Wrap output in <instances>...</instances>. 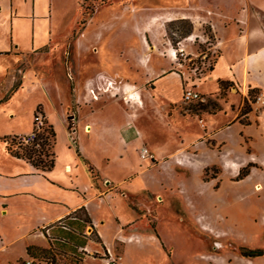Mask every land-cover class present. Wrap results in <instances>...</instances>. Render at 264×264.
<instances>
[{"label":"crops","instance_id":"0c3cea01","mask_svg":"<svg viewBox=\"0 0 264 264\" xmlns=\"http://www.w3.org/2000/svg\"><path fill=\"white\" fill-rule=\"evenodd\" d=\"M231 3L234 9L226 10L222 0H200L180 16L201 27L210 25L217 39L218 57L204 77L208 82L201 87L202 92L199 90L203 96L213 92L217 96L219 84L231 81L264 90V2ZM59 15L56 0H0V264L29 261L28 246L49 247L42 230L81 208H86L111 258L120 253L122 264H210L195 256L200 251L204 254L205 248L202 238L194 237L185 220L171 224L157 218L151 228L148 214L162 207V202L156 201L158 196L176 199L170 197L172 191L166 184L171 182L170 177L178 176L181 167V155L174 150L179 137L184 139V145H193L206 135L213 134L224 142L226 135L236 139L246 132L255 133L264 142V115L259 128L241 123L237 117L245 101L242 96L235 100L238 105L236 111L231 109L233 114L225 110L222 116L204 120L205 126H197L179 107L184 91L181 71L177 68L178 72L168 74L148 66L145 41L133 53L134 63L147 73L139 84L140 90L127 84L125 93L104 92L98 88L100 82L104 85L102 80L82 72L81 62L75 59L73 80L69 91L64 92L61 81H49L42 71L43 65L52 60L46 55L58 47L57 34L64 31L68 35L74 29H66L65 22L59 24ZM84 48V42L78 41L80 55ZM125 61L123 64L129 67V58ZM177 82L180 95L172 91ZM147 84L150 89L145 87ZM46 86H54V90L41 93L32 106L30 126L17 133L12 129L17 97ZM104 100L134 104L146 113L148 124L115 120L101 105ZM162 103L169 112L171 135L156 141L161 119L158 125L152 124ZM148 105L154 106L153 113ZM39 110L55 133V167L46 172L14 156L6 144L7 138L32 132L33 116ZM72 116L77 119L74 135ZM230 122L233 125L226 127ZM220 128L229 130L217 132ZM162 143L169 145L168 149L159 147ZM143 148H148L152 157L143 159ZM257 148L264 152L261 146ZM209 165L206 158H201L194 166L195 176ZM231 167L240 169L235 164ZM179 200L186 208L185 198L180 196ZM164 224L171 226L172 235L163 230ZM87 251L106 254L104 247L95 243H89Z\"/></svg>","mask_w":264,"mask_h":264},{"label":"rangeland","instance_id":"374dc122","mask_svg":"<svg viewBox=\"0 0 264 264\" xmlns=\"http://www.w3.org/2000/svg\"><path fill=\"white\" fill-rule=\"evenodd\" d=\"M197 1L200 0H56V8L60 14L59 24L65 22L66 29H74L68 35L64 31L57 34L58 47L53 53L46 55L52 60L43 65L42 71L47 74L45 77L49 81H61L63 91L67 92L75 72L73 63L78 59L82 64V72L89 73L95 79H101L102 83L107 82L105 86L100 82L98 88H107L109 81H112L116 85L111 88L113 92H118L117 89H121L124 84H132L140 90L139 84L144 81L147 73L134 63L136 60L133 59V53L142 48L145 41L148 45V66H156L159 71H166L168 74L178 72L179 69L183 88L186 85H194L202 92L201 87L208 81L205 78L198 80L193 70L202 68L204 57H212L217 39L210 25L201 27L192 19L180 17L181 14L188 13L190 5ZM222 4L226 10L234 9L231 0H222ZM169 19L172 21H168ZM192 35L203 37H199L195 43L184 42L190 54L189 59L174 63L171 58L164 56L170 43L178 46L180 41ZM78 41L85 44L82 55L77 52ZM126 57L129 58V67L123 64ZM48 69L50 70L46 72ZM99 73L103 74V77H100ZM145 87L151 88L150 84ZM52 89L54 90V86H46L40 90L34 88L33 93H21L17 97L13 130L19 133L30 126L34 102L41 97L42 92L46 94L45 92ZM172 91L175 95L181 94L178 82L172 86ZM263 93L264 90L254 84L231 81L224 85L219 84L217 96L213 92L204 95L206 101L188 105L184 104L182 99L179 107L184 115L192 117L197 126H201V120L208 122L210 118L224 115L225 110L233 114L231 109L236 111L238 105L235 100L243 96L245 101L237 119L255 129L260 127L264 110L255 111L252 102ZM104 101L101 105L106 106L107 112L113 114L115 120L148 124L146 113L137 109L134 104L125 105L117 100ZM161 105L160 111H155V123L152 124L158 125V120L161 119V126L156 130V141H162L165 136L171 135L167 121L169 112L164 103ZM148 107L153 113L154 106ZM251 114L253 119H250ZM231 125L232 122L226 127ZM197 126L195 124V128ZM224 129L229 130L220 128L217 132ZM254 134L242 132L236 139L226 135L227 141L224 142L215 139L213 134L206 135L196 140L193 145H184V139L179 137L174 150L181 155V167L178 168V176L170 177L171 182L166 184L172 191L170 197L175 196L176 199L174 201L172 197V201L168 198L163 200L158 196L156 201L162 202V207L159 211L155 209L148 214L147 222L151 228L155 226L157 218L171 224L177 223V220H185L186 227L192 229L194 237L202 238L201 243L205 248L204 254L200 251L195 256L209 260L210 264H264V255L251 259L242 255L243 252L252 250L264 251V152L257 148L259 145L264 149V142ZM159 147L168 149L169 145L162 143ZM201 158H206L210 165L207 169L197 171L198 176H195L193 169L195 170L194 166ZM232 164L240 166V169H233ZM258 187L261 189H257ZM180 196L185 198L186 208L182 207ZM201 200L203 204L207 200L213 202L215 209L203 208ZM250 226L252 230L249 229ZM162 228L167 234H171V226L164 224ZM86 233L91 235L92 229L87 228ZM89 243L98 245L93 241ZM88 254L85 258L86 264L123 262L120 253L114 258L105 253H98L102 258L95 257L96 253ZM207 257L209 259H205Z\"/></svg>","mask_w":264,"mask_h":264},{"label":"trees","instance_id":"16d2710c","mask_svg":"<svg viewBox=\"0 0 264 264\" xmlns=\"http://www.w3.org/2000/svg\"><path fill=\"white\" fill-rule=\"evenodd\" d=\"M225 83L221 82V85ZM48 132L49 136L46 137L45 134L40 136V139L43 140L42 149H37L35 145H26L19 146L17 150H14V145H11L7 147L8 151L18 158L27 160L37 170L50 171L55 167L53 152L55 133L52 128ZM9 139L7 138L6 141ZM50 140L51 143L53 142L52 144H50ZM89 168L93 172V167ZM87 228L92 229L91 235L86 233ZM42 232L49 242V247L28 246L27 253L30 260H20V264H86L85 258L89 256L87 246L91 241L101 244L106 255L110 256L86 208L72 212L64 219L46 227ZM242 255L244 257H261L264 255V251L252 250L243 252ZM95 257L102 258L98 253L95 254Z\"/></svg>","mask_w":264,"mask_h":264},{"label":"built area","instance_id":"2783aa9c","mask_svg":"<svg viewBox=\"0 0 264 264\" xmlns=\"http://www.w3.org/2000/svg\"><path fill=\"white\" fill-rule=\"evenodd\" d=\"M199 37L202 38L203 36L202 37L201 35L189 36L185 38L183 41H180L178 43V46H174L172 43H170V47L166 50V52H164V56L165 57L168 56L169 58H171L174 61V63H178L180 60L189 59L190 54L187 52L184 42L189 41V42L195 43ZM212 51H213L212 52L213 54L211 58H209L208 55L203 58L202 68L197 67L196 69L193 70V73L198 80L204 78L207 75V73L213 68L216 62V59L218 57L217 46H214ZM106 84L107 82H105L103 86H105ZM114 86H116L114 85V82L109 81V87L102 88V90H104V92H110L111 94H114L113 90L111 89ZM126 86L127 84H124L121 89H117V90L119 92L123 91L125 93V89L127 88ZM198 101L204 102L206 101V98L197 89L196 86L186 85L183 91L184 104L188 105V104H191L193 102H198ZM252 106L255 111L264 110V93L258 95L255 98L254 102H252ZM200 122L202 123L203 126H205L204 120H201ZM76 123H77L76 117L72 116L71 117V131L73 135L76 133V130H77ZM49 129L50 127L48 125L45 114L41 110H39L35 114L34 128L32 132L29 134H25V135L13 136L9 140L6 141V144L7 146L14 145L13 146L14 150H17L19 146H26V145H35L37 149H42L43 140L40 139V136L44 134L46 135V137L49 136V132H48ZM73 140H74V137H73ZM52 143L50 140V144ZM49 147L51 148V145ZM149 157H152L149 149L143 148L142 158L147 159Z\"/></svg>","mask_w":264,"mask_h":264},{"label":"bare ground","instance_id":"6f19581e","mask_svg":"<svg viewBox=\"0 0 264 264\" xmlns=\"http://www.w3.org/2000/svg\"><path fill=\"white\" fill-rule=\"evenodd\" d=\"M257 189H261V188L258 187ZM204 205H205V206H203V208H209V207H213V208H214V206H215V204H214L213 202L211 203L209 200H207L206 203H205ZM214 209H215V208H214ZM237 211H238V209H237ZM237 211H236V212H237ZM219 213H220V212H219ZM215 216H216V215H215ZM214 219H215V218H214ZM218 219H219V218H218ZM215 220H216V219H215ZM200 221H201V220H200ZM249 229L252 230V227L250 226Z\"/></svg>","mask_w":264,"mask_h":264}]
</instances>
